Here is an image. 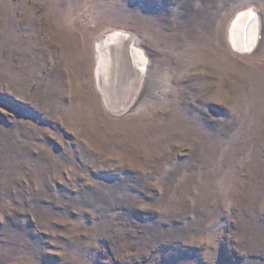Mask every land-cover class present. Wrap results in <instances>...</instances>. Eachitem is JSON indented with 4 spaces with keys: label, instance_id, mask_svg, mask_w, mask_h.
Instances as JSON below:
<instances>
[{
    "label": "rangeland",
    "instance_id": "1",
    "mask_svg": "<svg viewBox=\"0 0 264 264\" xmlns=\"http://www.w3.org/2000/svg\"><path fill=\"white\" fill-rule=\"evenodd\" d=\"M115 32L148 65L127 113ZM0 264H264V0H0Z\"/></svg>",
    "mask_w": 264,
    "mask_h": 264
},
{
    "label": "bare ground",
    "instance_id": "2",
    "mask_svg": "<svg viewBox=\"0 0 264 264\" xmlns=\"http://www.w3.org/2000/svg\"><path fill=\"white\" fill-rule=\"evenodd\" d=\"M260 22L261 16L255 9L238 14L229 30V41L233 48L245 55L252 52L261 35ZM133 37L130 32L111 33L100 39L95 47L96 78L109 112L116 111V107H122L121 112H130L138 103L133 97V100L128 99L130 88L137 84L138 87L144 86L148 78V65L141 61L140 56L132 53Z\"/></svg>",
    "mask_w": 264,
    "mask_h": 264
}]
</instances>
